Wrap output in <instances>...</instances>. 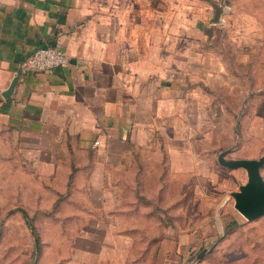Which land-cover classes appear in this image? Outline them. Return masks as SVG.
Listing matches in <instances>:
<instances>
[{
    "label": "crops",
    "instance_id": "0c3cea01",
    "mask_svg": "<svg viewBox=\"0 0 264 264\" xmlns=\"http://www.w3.org/2000/svg\"><path fill=\"white\" fill-rule=\"evenodd\" d=\"M212 2L0 0V159L42 192L34 207L75 225L54 264H182L193 249L162 230L180 212L164 205V176L197 174L213 84L250 76L232 69L227 40L216 45ZM56 42L70 63L27 68L5 96L35 48Z\"/></svg>",
    "mask_w": 264,
    "mask_h": 264
},
{
    "label": "rangeland",
    "instance_id": "374dc122",
    "mask_svg": "<svg viewBox=\"0 0 264 264\" xmlns=\"http://www.w3.org/2000/svg\"><path fill=\"white\" fill-rule=\"evenodd\" d=\"M224 1L229 9L215 25L216 45L227 40L222 46L232 69L250 76L229 79L227 88L224 81L213 84L219 89L212 91L210 104L211 152L206 148V157L197 160V174L164 176V205L179 200L180 212L178 222H165L162 230L165 236L174 232L175 242L187 235L193 243L192 250L181 253L182 264H264V216L248 220L234 205L232 191L247 181V171L219 160L222 151L233 158L264 155V0ZM164 162L167 166V159ZM13 171L11 160L0 159V264H54L64 259L75 225L53 221L48 213L52 207H34L42 192L30 190L28 176ZM261 171L264 176V165ZM233 220L239 226L226 234ZM143 225L150 234L159 230L154 222ZM141 243L154 247L155 240L149 237Z\"/></svg>",
    "mask_w": 264,
    "mask_h": 264
},
{
    "label": "water",
    "instance_id": "95a60500",
    "mask_svg": "<svg viewBox=\"0 0 264 264\" xmlns=\"http://www.w3.org/2000/svg\"><path fill=\"white\" fill-rule=\"evenodd\" d=\"M213 12L210 22H222L225 18V13L229 9V5L224 1L212 2ZM27 70L26 63L22 62L19 69L16 71L8 89L4 92L5 96H9L17 85L23 72ZM226 151L219 154V160L229 167H243L247 171L248 179L240 185L238 190L232 191L235 197V208L244 215L248 220L264 216V176L261 168L264 165V155L260 157H226ZM202 250L199 256L204 254Z\"/></svg>",
    "mask_w": 264,
    "mask_h": 264
},
{
    "label": "built area",
    "instance_id": "2783aa9c",
    "mask_svg": "<svg viewBox=\"0 0 264 264\" xmlns=\"http://www.w3.org/2000/svg\"><path fill=\"white\" fill-rule=\"evenodd\" d=\"M70 55L60 42L40 45L26 59V68L32 70H46L70 63ZM99 141H96L98 143Z\"/></svg>",
    "mask_w": 264,
    "mask_h": 264
},
{
    "label": "trees",
    "instance_id": "16d2710c",
    "mask_svg": "<svg viewBox=\"0 0 264 264\" xmlns=\"http://www.w3.org/2000/svg\"><path fill=\"white\" fill-rule=\"evenodd\" d=\"M28 217V216H27ZM171 223V222H170ZM232 223L234 224V226L232 225ZM239 226L238 221L233 220V222H230L227 226H226V234L231 233L233 230H236L237 227ZM31 228L33 231V234H37L38 232L36 231V227L31 224Z\"/></svg>",
    "mask_w": 264,
    "mask_h": 264
}]
</instances>
